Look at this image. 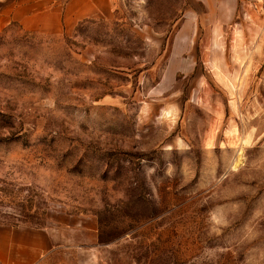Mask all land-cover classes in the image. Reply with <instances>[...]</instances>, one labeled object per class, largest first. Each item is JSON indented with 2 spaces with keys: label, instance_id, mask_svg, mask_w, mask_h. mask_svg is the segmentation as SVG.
Listing matches in <instances>:
<instances>
[{
  "label": "rangeland",
  "instance_id": "1",
  "mask_svg": "<svg viewBox=\"0 0 264 264\" xmlns=\"http://www.w3.org/2000/svg\"><path fill=\"white\" fill-rule=\"evenodd\" d=\"M78 3L0 30V264H264V0Z\"/></svg>",
  "mask_w": 264,
  "mask_h": 264
},
{
  "label": "crops",
  "instance_id": "2",
  "mask_svg": "<svg viewBox=\"0 0 264 264\" xmlns=\"http://www.w3.org/2000/svg\"><path fill=\"white\" fill-rule=\"evenodd\" d=\"M78 3V12L105 13L108 0H67L64 8L55 0H0V30L8 23L16 22L25 30L60 32L69 23L66 12L71 3ZM65 17V18H64Z\"/></svg>",
  "mask_w": 264,
  "mask_h": 264
},
{
  "label": "trees",
  "instance_id": "3",
  "mask_svg": "<svg viewBox=\"0 0 264 264\" xmlns=\"http://www.w3.org/2000/svg\"><path fill=\"white\" fill-rule=\"evenodd\" d=\"M13 23H15V22H11L9 25H7L5 28H3V30H2L1 32L6 31V30L8 29V27H9L11 24H13Z\"/></svg>",
  "mask_w": 264,
  "mask_h": 264
}]
</instances>
